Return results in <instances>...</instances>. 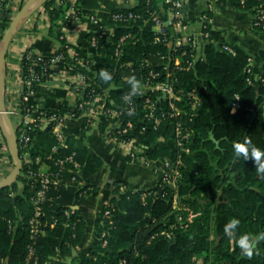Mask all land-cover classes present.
Instances as JSON below:
<instances>
[{"label": "trees", "instance_id": "obj_1", "mask_svg": "<svg viewBox=\"0 0 264 264\" xmlns=\"http://www.w3.org/2000/svg\"><path fill=\"white\" fill-rule=\"evenodd\" d=\"M228 1L233 8L252 9L254 13L257 7L264 6V0H246L243 6L239 0ZM68 8L69 3L65 0H46L43 3V9L50 17L48 33L59 44L57 54L85 76L87 85L82 91H77L76 100H63L55 109L40 108L35 96L21 106L33 104L36 108L32 113L34 117L41 110L46 117L52 113L78 117L81 113L78 107L80 102L104 96L106 92V106L120 111L118 123H115L117 118H109L115 123L112 132L116 134L125 121L130 120L132 127L123 137H136L138 142L150 145L152 148L141 154L146 158L164 156L171 162L167 167L169 170L174 166L178 168L181 174L177 188L179 203L196 213L184 229L173 214L171 203L174 191L170 186L159 182L147 189L126 187L120 191L116 183L113 195L104 199L101 210L103 213L109 208L111 213L104 220L108 226L107 244L102 246L96 238L92 247L81 250L76 264H120L121 260H125V264H264V242L259 239L256 252L249 257L242 254L236 238H229L223 231L224 224L235 217L241 221L238 233L264 232V176L258 174L251 159L237 158L233 150L234 143L243 142L245 137L250 138L253 145L264 149V47L258 52L260 72L256 83L248 82L249 54L240 46L225 42L220 32L207 23L209 37L205 39L201 47L202 55L195 65L188 71L173 68L175 89L182 88L185 93L194 90L201 100L196 114L189 119L190 105L184 94L182 100L177 102L182 109L178 117L167 115L156 129L147 124L146 130L140 133L143 123L139 116L143 98L137 93L133 94L135 108L128 112L123 96L131 92L129 78L135 76L141 82V74L149 68H140L139 63L143 58H149L151 67L164 74V64L169 62L170 51L168 46L156 39L152 17L167 18L169 5L164 0H136L133 6L115 8L111 12V29L102 25L87 35L88 45L92 37L96 39V45L92 48L96 57L83 59L69 55L68 44L62 37L63 29L70 27L81 15L79 11L69 13ZM2 10L5 14L0 18L6 22L9 8L3 5ZM114 14L121 17L113 20ZM255 28L264 30V26ZM127 33L131 37L126 39L121 55L117 57L114 54L116 43L121 35ZM223 44L231 45L235 53L223 50ZM159 55H164V58ZM51 59L50 56L26 50L20 61L22 79L27 80L33 75L40 83L51 81ZM102 69L112 73L111 81H104L100 77ZM33 88L37 89V85H33ZM235 95L239 96V106L232 112L231 102ZM159 107L167 111V101L161 99ZM177 119L182 120L191 131L190 141L185 147L187 152L158 143L161 136L165 139L173 136ZM87 124L85 121L84 125ZM51 125L52 122L43 129L39 123L27 130L31 161L22 162L17 179L21 181V187L16 181L0 191V264L24 263L27 246L32 242L27 219L33 210L30 202L33 190L30 189L31 180L27 179L26 172L28 169L38 170L43 164L54 168L49 155L61 156L74 150L81 163V174L68 187L61 185L51 188L47 195L41 216L46 233L35 242L39 263L68 264L62 260H50V257L58 252L61 256L69 254L71 248L80 243L85 231L86 222L75 209V228L65 227L63 211L83 201L85 196L79 195L83 189L90 187L87 193L94 190L96 184L92 179L103 166V160L91 152L85 143L71 136L66 137L67 148L59 146L53 152L52 147L57 142ZM98 128L103 134L106 126L99 123ZM210 132L214 139L219 140L218 144L210 138ZM1 136L5 140L2 132ZM9 156L12 158L10 152ZM37 157L39 161H36ZM71 174L72 170L66 172L65 179H69ZM81 179L84 184H78ZM202 200L207 201L202 203ZM186 214L183 213L184 218ZM54 218L58 220L54 227H50ZM8 219L18 221L12 232L9 231ZM173 223L174 228L170 227ZM163 229L172 233L171 238L163 235L151 237ZM101 230L102 225L98 220V235ZM202 256V262L198 263L197 259Z\"/></svg>", "mask_w": 264, "mask_h": 264}, {"label": "built area", "instance_id": "obj_2", "mask_svg": "<svg viewBox=\"0 0 264 264\" xmlns=\"http://www.w3.org/2000/svg\"><path fill=\"white\" fill-rule=\"evenodd\" d=\"M239 1L243 6L246 0ZM9 2L10 0H0V16L5 14L2 10L3 5L7 7ZM164 2L169 5L167 18L162 19L157 15H154L152 20L154 22L153 29L155 33H157L156 39L169 47V62L164 64V74H162L161 71L152 68V61L147 57L143 58L139 63L140 68L144 69L149 67L146 69L145 73L141 74L140 90L136 92L143 98L141 115L139 116L140 122L143 123L139 130L140 133L146 130L148 126L147 124H150L154 129H156L161 123L162 119L167 115L169 117H178L181 114L182 109L177 105V102L182 100V95L184 94L188 100V104L190 105V111L188 112V117L190 120L196 114V110L201 103L200 98L195 94L194 90L185 93L182 88L175 89L174 82L176 81V77L173 75V68L175 70L188 71L195 65L196 60L200 58L202 55L201 47L205 39L209 37V31L207 29L209 17L205 12H203L199 16L200 30L198 32H191L187 34L184 40L185 42H183L181 39H176V30L185 29L187 27V18L183 9L184 2L183 0H164ZM69 13H74V11H70ZM129 16H131V14H129ZM89 17L93 20L96 28L102 27L100 21H98L93 15H90ZM120 17V14H114L113 20ZM9 22L10 20L5 22L0 18V39L2 38V35ZM254 25L264 26V6L257 7ZM129 37H131L129 33L123 34L119 37L114 49V54L117 57L121 55L123 45L125 44L126 39ZM95 45L96 39L92 37L90 39L89 46L94 48ZM221 47L225 51H228L232 54L235 53L234 49L229 44H223ZM55 56L57 57L61 55L57 54ZM159 56L160 58H164V55ZM52 61L53 58L51 59V63ZM70 66L74 68L72 65ZM247 71L250 72V69L247 68ZM63 79L73 92V100L71 101L73 102L77 98V91H82L87 85L85 76L75 69V75L73 77L64 75ZM247 80L248 82H251L249 78ZM38 83H40L39 79L33 75L27 80L22 79L19 101L9 107L6 106L7 114L17 137L19 150L21 149L20 157L23 163H29L31 161V147L28 146L30 136L28 135L27 130L34 128L39 123L43 125L52 122L51 132L57 142V144L52 147L53 152H55L59 146L63 148L68 147L66 143L67 136L64 132V129L67 121L73 116H70L69 114L52 113L49 117H46L43 116V111L41 110L39 115L34 117L32 113L36 110V108L33 106V104L21 106V104H24V102L28 101L31 96H35L36 89L33 88V85H37ZM130 93L131 92L123 96V100L126 104V107L128 108V112H131L135 108L132 95L130 100L126 99ZM105 94L106 92H104V96H96L93 99L84 100L78 104L79 109H81L79 116L83 118L84 122L87 121V125L99 122V115L104 116L108 120L109 118H117L115 123H118L120 111L106 106L107 96H105ZM161 99L167 101V111L159 107V102ZM238 100L239 96L235 95L234 100L231 102L232 112L235 111L239 106ZM36 120H38V123H35ZM115 123L110 122L108 126H106L103 135L106 138L114 141L116 144L125 146L127 148V155L129 158H140L153 172L159 174V182L165 183L173 189L174 192L171 203L173 214H175L177 221L180 222V226L184 229L187 228L189 222L192 221L193 212L189 207L183 206L179 203L177 188L178 180L181 174L178 168L174 166L171 170H169L167 167L171 162L164 156H158L157 158H146L145 156L141 155L143 152L149 151L152 147L150 145L138 142L136 137H123V135L127 133L132 127V122L130 120L125 121L123 128L116 134L112 132V127ZM87 125H85V127ZM117 125L119 127L121 126V124ZM1 132L2 131L0 128V157L3 155H9L10 152L7 142L1 136ZM190 137V129L184 125L182 120L177 119L176 123L174 124L173 136L168 139H165L161 136L158 138V143H163L165 146H168L171 149H180L187 152L188 149L185 147L190 141ZM48 158L53 161L55 166L54 168L45 165L44 168L40 167L38 170L28 169L26 172L27 179L31 180L30 189L33 190V193L30 195V202L32 203L33 210L32 214L27 219L28 234L32 242H30L27 246V252L23 264H40L35 242L39 236H42L46 233L44 227L45 224L42 223L41 216L43 214V204L47 200V195L50 189L61 185L68 187L73 182L77 181L78 176L81 174V163L77 160L76 152L74 150L64 153L61 156L49 155ZM39 160V157H37L36 161ZM69 170H72L73 174H71L70 178L66 180L65 173ZM78 184H84V180H79ZM125 188L126 186L123 183H118V189L120 191H123ZM88 189H90V187L83 189L79 195L86 196L88 194ZM142 200L144 201V196H142ZM63 212L65 217V220L63 221L64 226H70L74 229L77 224V219L73 218V215L77 216L75 215L74 208L65 209ZM184 212H187L185 218L183 217ZM110 214V209L106 208L103 213H100L99 216L102 230L99 235L96 234V238L100 240V244L102 246L107 244L106 237L108 234V226L104 223V220L108 218ZM57 220V218H54L50 223V227H54ZM17 222V220L8 219L9 231H14ZM170 227L174 228L175 223L170 225ZM157 235H163L166 238H171L172 233L169 230L163 229L160 232H155L151 237L153 238ZM75 247H72L70 253L65 256L59 255L58 249H56L58 253L51 256L50 260H62L68 264H76L81 254V250L79 252H75ZM86 255L88 254L86 253ZM93 258L95 259L96 257L93 256ZM125 263V260L120 261V264ZM45 264H48V262Z\"/></svg>", "mask_w": 264, "mask_h": 264}, {"label": "crops", "instance_id": "obj_3", "mask_svg": "<svg viewBox=\"0 0 264 264\" xmlns=\"http://www.w3.org/2000/svg\"><path fill=\"white\" fill-rule=\"evenodd\" d=\"M25 1L10 0L8 20L12 19ZM65 1L69 3L68 12L79 11L81 13L76 22L63 29L69 55H76L80 59L87 56L96 57L95 51L87 43V35L96 28L89 16L93 15L102 25L111 29V12L115 8L133 6L136 3V0ZM183 2L187 27L176 30V39L185 42L187 34L198 32L200 30L199 16L207 12L212 29L219 31L225 42L240 46L249 54V79L252 83H256L260 72L258 52L264 47V30L255 28L253 10L233 8L228 0H183ZM49 26L50 17L41 5L30 11L20 23L18 32L12 37L5 58L4 95L7 107L19 101L22 83L20 61L26 50L52 57L51 75L53 79L51 81L62 82L60 84L38 83L35 94L38 106L50 110L57 108L63 100H73V92L63 78L64 75L73 77L75 69L63 56H55L59 44L49 35ZM98 121L85 127L81 116L71 117L64 129L66 136L82 141L91 152L99 155L103 160V166L92 179L96 187L85 196L79 205L74 206L77 214L86 222L85 231L80 243L75 247V252L93 245L97 234L96 222L99 220L103 201L113 195L116 183L121 182L130 189L140 190L151 188L159 182V174L153 172L140 158H129L125 146L116 144L99 132V123L108 126L111 121L102 115L98 116ZM42 128H46L45 124ZM13 165V160L9 155L0 157V180L12 170ZM45 165L40 167L44 168ZM112 182L113 185H111ZM87 233L89 236L84 240Z\"/></svg>", "mask_w": 264, "mask_h": 264}, {"label": "water", "instance_id": "obj_4", "mask_svg": "<svg viewBox=\"0 0 264 264\" xmlns=\"http://www.w3.org/2000/svg\"><path fill=\"white\" fill-rule=\"evenodd\" d=\"M45 1L46 0H26L12 17L2 35V38L0 39V128L7 142L14 163L12 170L3 179L0 180V191L6 187L11 186L14 182L17 181L23 167V163L19 154L17 137L10 118L7 114L5 105V58L10 41L12 37L18 32L20 23L30 13V11L43 5ZM48 83L60 84L62 82L50 81ZM47 125L48 124L46 123L45 126ZM210 138H212L216 144L219 143V140L214 139L212 132H210ZM111 185H113V182L111 183ZM206 201L207 200H202V202ZM261 239L264 240V238Z\"/></svg>", "mask_w": 264, "mask_h": 264}, {"label": "clouds", "instance_id": "obj_5", "mask_svg": "<svg viewBox=\"0 0 264 264\" xmlns=\"http://www.w3.org/2000/svg\"><path fill=\"white\" fill-rule=\"evenodd\" d=\"M104 81H111L113 75L107 69H102L99 73ZM131 93L126 99L130 100L131 95L140 90V82L135 76L129 78ZM131 111V110H130ZM233 150L237 158L243 157L245 160L251 159L257 168L258 174L264 176V149L253 145L250 138L245 137L243 142H236ZM241 224L239 218H231L224 224L223 231L229 238H236V243L242 250V254L251 257L257 250L259 239L264 238V232L253 234L251 232H239L238 226Z\"/></svg>", "mask_w": 264, "mask_h": 264}, {"label": "rangeland", "instance_id": "obj_6", "mask_svg": "<svg viewBox=\"0 0 264 264\" xmlns=\"http://www.w3.org/2000/svg\"><path fill=\"white\" fill-rule=\"evenodd\" d=\"M17 184H18L19 187H21V181H20V180L17 181ZM202 203H204V202H202ZM195 214H196V213L193 212V217H194ZM193 217H192V218H193ZM88 236H89V233L85 234V236H84V240H86ZM212 238H213V237H212ZM217 241H218V240H217ZM202 259H203V256H202V257H199V258L197 259L198 263H201V262H202Z\"/></svg>", "mask_w": 264, "mask_h": 264}, {"label": "flooded vegetation", "instance_id": "obj_7", "mask_svg": "<svg viewBox=\"0 0 264 264\" xmlns=\"http://www.w3.org/2000/svg\"><path fill=\"white\" fill-rule=\"evenodd\" d=\"M262 242H264V240L260 239Z\"/></svg>", "mask_w": 264, "mask_h": 264}]
</instances>
